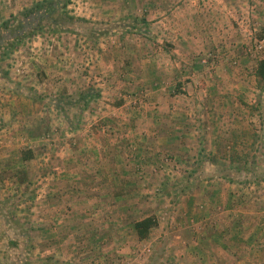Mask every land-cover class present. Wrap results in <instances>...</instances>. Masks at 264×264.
<instances>
[{
  "label": "rangeland",
  "instance_id": "374dc122",
  "mask_svg": "<svg viewBox=\"0 0 264 264\" xmlns=\"http://www.w3.org/2000/svg\"><path fill=\"white\" fill-rule=\"evenodd\" d=\"M39 1L0 0V264H264V78L256 76L263 28L248 33L234 21L225 42L208 35L185 53L173 51L164 19L152 24L183 0H55L56 11L41 19L27 12ZM208 1L207 23L216 5ZM232 73L244 76V90L230 84ZM157 87L164 97H188L191 126L201 127L215 114V98L231 93L235 103L224 100L222 110L243 109L245 123L224 134L213 155L214 142L197 131L181 160L164 139L148 141L156 147L151 178L139 183L142 211L125 219L153 211L157 224L119 252L89 215L55 212L56 197L71 187L60 162L76 127H121L126 143L134 142ZM212 186L223 198L209 194ZM72 216L81 222L70 224ZM173 236L181 237L175 252L186 251L182 261L170 253Z\"/></svg>",
  "mask_w": 264,
  "mask_h": 264
},
{
  "label": "crops",
  "instance_id": "0c3cea01",
  "mask_svg": "<svg viewBox=\"0 0 264 264\" xmlns=\"http://www.w3.org/2000/svg\"><path fill=\"white\" fill-rule=\"evenodd\" d=\"M211 1L216 5L215 9L211 8L209 10L211 11L209 23H207L204 7L210 1L198 0L195 3L194 0H183V3L177 6L180 10L176 9L177 12L158 15L153 19L152 24L160 27V22L164 19L167 22V33L173 38L171 41L173 51L180 49L185 53H190V48L194 49L195 46H198L199 38L204 37L203 39H205L210 37L219 41L222 39L225 42L227 33L232 31L230 24L234 21L237 24L243 25L244 28L242 29L248 33L260 30L259 25L264 30V1H261L262 3L259 1L255 3L250 0H221L222 2L218 1L219 3L214 0ZM194 5L198 6L195 7ZM244 22H246V25ZM263 30L258 34L259 36H262L260 34H264ZM250 36L256 37L253 34H250ZM171 66L175 68L177 63H174V65L170 63ZM223 66L228 67L226 64L222 66L218 64L216 70L221 71V67L223 68ZM154 67L158 69L159 63H156ZM221 75L224 77L225 74L221 72ZM221 79L216 80V82L221 84ZM230 79V84H234V88L239 86L244 90V85L247 83L244 76L240 75L238 77L236 74H233ZM161 91L162 89L157 87L156 92L153 93V101L145 103L146 106L150 104L152 110L140 113V118L137 121L139 123L133 129L135 134L134 142L129 145L126 143L127 140L120 136L125 135L121 127L113 128L111 131H107L108 127L105 129V127H97L95 125L76 127L70 131V155L60 162L62 166L61 171H70L68 176H62V178L64 181L71 182V187L70 190L61 191V195L56 197L60 198L61 203L55 205V212H60L61 210L63 212L68 211L72 215H89L88 219L92 218L95 225H102L103 230L110 233L107 236L108 241L106 242V246L109 242L119 252H122L127 245L133 247V243L137 244V241L146 238L138 236L134 223L153 212L148 211L145 215H140L131 223L129 219H125L128 214L133 215L142 211L141 201L138 200V196L140 195L139 183L147 177L151 178L152 174L148 166L152 164L153 158H149L148 156L155 151L156 147L155 145L147 144L148 141L152 140L153 144H159V142H163L160 139H164L170 148L179 152L178 158L181 160L182 154L185 155L187 151H191L188 147L190 145L189 142L193 143L190 135H193V132L197 131L201 135L210 136L214 145L213 147H208V152L213 155L217 148H221L224 134L236 133V128L240 123H245L242 116L244 115L243 109L222 110V105L225 103L224 100H229L231 104L235 103L233 101L236 95L234 96L233 93L225 97L218 95L215 98L214 104L215 114H206L202 119L201 127H199V123L195 125V120L193 126L189 125L192 105L189 104L187 96L182 97L171 94L164 97ZM235 93L236 90L234 89ZM247 98L250 99V97ZM211 102H213V99H211ZM186 104H189L191 108H187ZM239 117L242 121H239ZM246 118L247 115L245 116ZM162 121L166 122L163 125L164 129L161 125ZM151 133H154L155 136L150 137L149 134ZM162 134L167 135V137H160ZM176 134L179 135L177 141L176 137L173 136ZM127 154L133 155L132 160L127 157ZM177 163L179 165L180 161L178 160ZM140 173L143 174V177ZM212 178L209 177L205 181ZM214 178H217V176ZM212 189L214 191L209 194L213 198L214 196L223 198V194H225L224 190L216 189L215 186H212ZM178 208L180 212L186 211V208L182 206ZM195 209V204L194 207L190 205L187 212H192ZM198 211L202 215L207 214H203L201 210H197V213ZM102 214L106 216L104 217ZM90 215L97 216L92 217ZM180 216H177V219L180 221V226L182 227ZM80 220L78 217L72 216L69 223L81 222ZM175 226L177 227V225ZM177 238L181 237L173 236L172 238L173 247H170V253L175 261H182L186 258V251H182V253L175 251L181 244H185V242L189 244L191 240L183 235L182 239H180L183 241L182 243ZM90 241H96L95 235ZM200 242L195 241L198 244ZM175 255L178 257H175Z\"/></svg>",
  "mask_w": 264,
  "mask_h": 264
},
{
  "label": "trees",
  "instance_id": "16d2710c",
  "mask_svg": "<svg viewBox=\"0 0 264 264\" xmlns=\"http://www.w3.org/2000/svg\"><path fill=\"white\" fill-rule=\"evenodd\" d=\"M55 0H42L37 2L31 9L27 12L29 15L33 14L34 18H43L45 14H51L56 11ZM256 76L260 79L264 78V58L260 59L257 63ZM157 224V220L153 216L144 217L134 223V228L139 237H146L150 228Z\"/></svg>",
  "mask_w": 264,
  "mask_h": 264
}]
</instances>
